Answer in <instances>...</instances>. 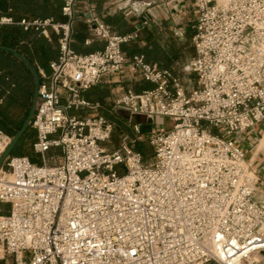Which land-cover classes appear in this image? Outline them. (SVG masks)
Returning <instances> with one entry per match:
<instances>
[{"label": "built area", "instance_id": "2783aa9c", "mask_svg": "<svg viewBox=\"0 0 264 264\" xmlns=\"http://www.w3.org/2000/svg\"><path fill=\"white\" fill-rule=\"evenodd\" d=\"M63 22L17 23L50 37L59 56L43 74L28 155L11 154L0 169V258L13 264H264V206L258 178L236 136L264 124V0H194L195 54L184 65L188 89L169 68L123 46L140 38L98 18L102 49L73 47L80 0H61ZM14 23L0 15V24ZM129 59V61H128ZM131 71L154 84L117 91L112 105L83 92ZM117 108L172 126L151 125L150 162L125 138L110 150ZM139 124H135V130ZM12 137L0 130V156ZM50 151H60L49 164Z\"/></svg>", "mask_w": 264, "mask_h": 264}, {"label": "crops", "instance_id": "0c3cea01", "mask_svg": "<svg viewBox=\"0 0 264 264\" xmlns=\"http://www.w3.org/2000/svg\"><path fill=\"white\" fill-rule=\"evenodd\" d=\"M9 1L16 3V0ZM21 3L25 4L27 8L36 9L40 7V14L38 16L18 15L15 14L13 7L9 5L7 10L4 13L2 12V17H11L16 21L23 18L53 19V11L56 5L59 7L56 21L63 22L66 20L62 13L63 2L61 0H24ZM193 4L194 0H80L75 22L73 47L81 53L92 52L104 47L105 42L96 39L92 32L94 19L98 18L110 24L114 30L120 33H131L137 28L141 29L140 38L134 42L140 47L157 45L160 49L169 51L172 54L171 66L173 68L182 66L186 63V60L184 62L182 60V45H185V40L193 38L194 35ZM58 38V34L51 30L50 37L37 33L30 41L22 39L11 44L1 40L0 45L12 47L29 59L37 68L40 80H43V74L49 75L51 73L50 62L59 56ZM22 65L33 77L29 68L14 53L0 49V119L2 108L7 112L6 114L10 120H21L23 108L20 83L14 77L15 70L21 69ZM153 86L152 82L131 71L127 63L121 73L110 79H105L89 90H107V95L100 102L110 107L112 96L117 91L133 90L138 92ZM11 87L13 90L12 100L9 99V89ZM154 120L159 121L164 120V118ZM236 138L238 144L245 151L248 165L258 178L256 200L264 206V124L240 133Z\"/></svg>", "mask_w": 264, "mask_h": 264}, {"label": "trees", "instance_id": "16d2710c", "mask_svg": "<svg viewBox=\"0 0 264 264\" xmlns=\"http://www.w3.org/2000/svg\"><path fill=\"white\" fill-rule=\"evenodd\" d=\"M22 1L24 0H16L15 3L14 1L0 0V10H1L0 15L2 14V12L4 13L7 10L9 5L13 7L15 14L18 15L38 16L40 14V7L36 9L27 8L25 7V4L21 3ZM58 13H59V7L55 5L53 11L54 21H56ZM36 19H44V18H36ZM18 21L14 20L15 25L0 24V43L1 40H4L7 43H11V44L12 42L19 41L22 39L30 41L31 38L33 36H36L37 33L40 34L38 31L32 28L27 30L24 29L22 25L17 23ZM7 24H12V23H7ZM139 30L141 31V29ZM183 47L184 45H182V48ZM123 50L128 58H131L135 54H139L142 55L147 62L157 63L161 68H169L174 73H176L175 68L171 66L172 54H170L169 51L160 49L157 45L153 44L151 47H149L148 45L140 47L136 42L131 41L123 46ZM182 60L183 62L184 60H186V56L183 53H182ZM14 79L20 83V95L22 97V108H23L21 120L19 121L10 120L6 114L7 112L2 110V108H1V119H0V130H4L5 132L9 133L11 136H14L15 133L20 129V127L24 123L28 115L34 95L33 77L26 69V67H24V65H22L21 69L18 68L15 70ZM9 90H10L9 99L12 100L13 98L12 87ZM106 95H107V90L104 89H91L83 92L84 97L93 101H100ZM35 139H36V131L30 125L23 134V136L21 137L18 144L16 145L14 149V154L28 155L27 153L29 152L27 151L26 146L29 145V147L33 150V142L35 141ZM134 147L143 154L145 160L147 158L151 159L153 157L154 152L151 154L150 150L148 149L145 143L139 141L134 145ZM29 157L34 161V158H32L31 156ZM61 161L62 159L58 163H60ZM7 210H8L7 206L5 204L0 203V214L7 212Z\"/></svg>", "mask_w": 264, "mask_h": 264}, {"label": "rangeland", "instance_id": "374dc122", "mask_svg": "<svg viewBox=\"0 0 264 264\" xmlns=\"http://www.w3.org/2000/svg\"><path fill=\"white\" fill-rule=\"evenodd\" d=\"M185 41H186V44L182 48V52L187 57L185 61L187 62L188 58L194 55V44H193L192 38H188ZM175 70H176V74L181 77V79L183 80L187 88L192 89L196 82V76L193 74L184 72L183 65L176 67ZM103 112L109 117L114 127L111 141L104 143V145L107 146L110 150L117 148L125 138L133 139L137 137H142L141 139H138L135 142V144L139 141L142 143H145L148 149L150 150V153L152 154L154 152V149L148 139V135L151 130V125L154 124V126L158 129L160 128L168 129L172 126V121L169 119H164V120H159V121L154 120L153 122V120L147 119L145 116L130 115L122 108H117L115 111H113V113L108 112L106 109L103 110ZM135 124H139L138 130H135ZM26 148H27V151L29 152L27 154L31 156L32 158H34V161L41 162L40 156L36 154L29 147V145H27ZM58 152L60 153V151H50L48 153V156H49L48 163L49 164H57L62 159L61 156H56L54 158L50 157L52 156V154H57ZM12 154H14V151ZM150 161H151L150 158L146 159V162H150ZM3 166H5V163ZM6 206L8 208V205ZM0 264H13V258L9 256L0 258Z\"/></svg>", "mask_w": 264, "mask_h": 264}, {"label": "water", "instance_id": "95a60500", "mask_svg": "<svg viewBox=\"0 0 264 264\" xmlns=\"http://www.w3.org/2000/svg\"><path fill=\"white\" fill-rule=\"evenodd\" d=\"M0 49H5V50H8V51L14 53L29 68V70L31 71V73L33 75L34 82H35L34 98L32 101L30 111H29L28 116L26 117L24 123L20 127V129L12 137L10 144L8 145V147L5 149V151L0 156V169H1L2 166L4 165L6 159L13 153L16 145L20 141L21 137L23 136V134L25 133L27 128L31 125V122H32V119H33V116L35 114L36 107H37V102H38V98H39V85H40L41 80H40V75H39L37 68L29 61V59L24 57L16 49H14L12 47H8V46H1V45H0Z\"/></svg>", "mask_w": 264, "mask_h": 264}, {"label": "bare ground", "instance_id": "6f19581e", "mask_svg": "<svg viewBox=\"0 0 264 264\" xmlns=\"http://www.w3.org/2000/svg\"><path fill=\"white\" fill-rule=\"evenodd\" d=\"M52 158H54V157H52ZM46 161H47V163H48V158L46 159Z\"/></svg>", "mask_w": 264, "mask_h": 264}]
</instances>
